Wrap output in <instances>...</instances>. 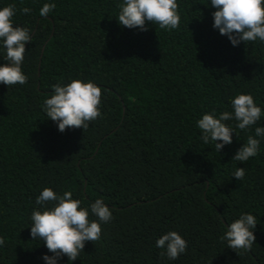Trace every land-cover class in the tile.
Wrapping results in <instances>:
<instances>
[{
	"label": "trees",
	"instance_id": "1",
	"mask_svg": "<svg viewBox=\"0 0 264 264\" xmlns=\"http://www.w3.org/2000/svg\"><path fill=\"white\" fill-rule=\"evenodd\" d=\"M120 2L0 0L30 8L13 19L32 32L28 82L0 84V264H44L48 250L29 227L44 187L114 210L72 264H264V141L241 163L232 157L250 133L237 130L218 153L195 126L205 112L230 111L238 93L264 106V43L232 46L213 29L208 0H178L181 22L170 32L120 26ZM45 3L56 7L41 17ZM76 78L101 88L103 116L61 133L40 105L52 85ZM237 167L246 169L242 181L231 177ZM241 212L258 224L252 249L237 255L220 236ZM167 231L189 242L175 261L155 247Z\"/></svg>",
	"mask_w": 264,
	"mask_h": 264
},
{
	"label": "clouds",
	"instance_id": "2",
	"mask_svg": "<svg viewBox=\"0 0 264 264\" xmlns=\"http://www.w3.org/2000/svg\"><path fill=\"white\" fill-rule=\"evenodd\" d=\"M208 6L215 9L212 12L213 29L226 36L232 46L242 42L264 43V0H208ZM55 7V3H45L39 15L47 16ZM18 11L26 15L31 9L22 7L18 10L15 4L0 7V55L4 61L0 63V84L7 87L25 85L29 79L23 71V63L26 43L32 41V32L28 27L14 26L13 18ZM115 18L120 26L142 32L148 30L146 22L169 32L177 29L181 22L178 0H121ZM51 88L40 107L61 133L69 128L87 129L90 122L102 118V90L93 80L59 81ZM230 106V111L212 109L203 113L195 126L200 130L203 144L214 145L218 153L233 143V133L238 137L237 130L250 133L232 157V160L244 163L261 151L264 124L260 121L264 118V106L259 105L250 92L231 97ZM245 175L246 169L237 167L231 177L242 181ZM113 211L102 198L85 202L74 198L72 191L60 193L52 187H44L35 198L29 226L31 240L41 241L48 250L41 260L44 264H60L66 256L68 264H72L80 257L86 242L101 238L102 225L114 219ZM257 224L253 213L241 212L227 226L223 225L220 240L237 255L239 251L247 252L256 240ZM5 243V237L0 236V248ZM188 244L177 231H167L155 241V247L161 250V258L166 257L169 261L186 254Z\"/></svg>",
	"mask_w": 264,
	"mask_h": 264
}]
</instances>
